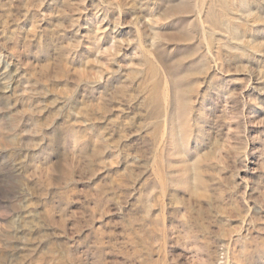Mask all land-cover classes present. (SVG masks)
<instances>
[{"label": "rangeland", "instance_id": "374dc122", "mask_svg": "<svg viewBox=\"0 0 264 264\" xmlns=\"http://www.w3.org/2000/svg\"><path fill=\"white\" fill-rule=\"evenodd\" d=\"M0 264H264V0H0Z\"/></svg>", "mask_w": 264, "mask_h": 264}]
</instances>
